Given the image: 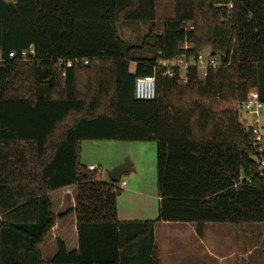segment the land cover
<instances>
[{
	"label": "trees",
	"instance_id": "obj_1",
	"mask_svg": "<svg viewBox=\"0 0 264 264\" xmlns=\"http://www.w3.org/2000/svg\"><path fill=\"white\" fill-rule=\"evenodd\" d=\"M159 1L0 0V264H160L157 222L201 237L208 223L264 222L260 155L238 109L253 90L264 102V0H172L160 29ZM126 22L150 24L140 44L121 35ZM207 48L222 65L206 77L158 68ZM150 74L157 98L137 99ZM104 139L156 141L157 219L121 220L122 181L81 161L85 140ZM66 187L75 204L59 213L52 193ZM71 215L78 246L57 237L46 259L41 245Z\"/></svg>",
	"mask_w": 264,
	"mask_h": 264
},
{
	"label": "rangeland",
	"instance_id": "obj_2",
	"mask_svg": "<svg viewBox=\"0 0 264 264\" xmlns=\"http://www.w3.org/2000/svg\"><path fill=\"white\" fill-rule=\"evenodd\" d=\"M174 13V1H159L157 14L159 29L163 28L166 19L173 17ZM149 29L150 24L147 22H126L120 26L121 35L129 44H140ZM209 49H205L204 52L208 53ZM147 54L148 52L138 53L137 57ZM132 67H135V63ZM242 117L248 115L243 113ZM262 119L264 121V109ZM126 161L135 162L137 171L125 173L123 179H127L132 185L137 184L144 189L147 196L128 195L129 186H123L124 190L118 197L120 208L135 211L140 218L157 219V213L151 214V210L158 209L159 205L156 141L104 139L83 142L82 162L88 166L91 164L99 166L98 170L102 171L104 177L108 176V172L116 164ZM75 196L74 187L69 191L53 192L55 210L61 213L72 207L75 204ZM73 221L70 216L58 220V226H55L41 245L46 259L54 256L57 251V238L53 241L54 236L64 237L63 233L72 226ZM156 224L158 226L156 245L160 249L161 264H264V222H244L238 226L229 223H208L203 238L197 231L192 233L188 227L180 230V225H163L161 222ZM68 235L70 236L69 231ZM69 246L75 248L78 244L72 238L69 240Z\"/></svg>",
	"mask_w": 264,
	"mask_h": 264
},
{
	"label": "built area",
	"instance_id": "obj_3",
	"mask_svg": "<svg viewBox=\"0 0 264 264\" xmlns=\"http://www.w3.org/2000/svg\"><path fill=\"white\" fill-rule=\"evenodd\" d=\"M16 1V0H8ZM30 53H35L34 48L23 51L22 56L27 57ZM11 58L16 56L15 52L9 54ZM158 68L162 65L165 68L164 75L175 77L177 75L176 69L180 71L179 80L187 81L188 71L191 67H196L202 77H206L210 68H217L222 65L218 56L212 54L210 51L205 53L202 51L197 57H188L185 54L172 58L161 59L158 61ZM68 66H72V62H68ZM157 70V67H155ZM135 96L141 100H153L158 96V84L156 74L137 77L135 86ZM239 111L247 114L244 117L246 125L252 127L255 134V144L257 154L259 153L258 162L260 165V174L264 176V125L262 123V110L264 109V102L260 98V93L253 90L249 93L247 98L238 104ZM91 169H100L99 166L90 165ZM127 181L121 182V186H126Z\"/></svg>",
	"mask_w": 264,
	"mask_h": 264
},
{
	"label": "crops",
	"instance_id": "obj_4",
	"mask_svg": "<svg viewBox=\"0 0 264 264\" xmlns=\"http://www.w3.org/2000/svg\"><path fill=\"white\" fill-rule=\"evenodd\" d=\"M262 123L264 125L263 119H262ZM81 161H82V156H81ZM118 164H120V163H118ZM118 164H116V165H118ZM91 165H93V164H91ZM133 167L135 168L134 171H137V165H136L135 162H133ZM103 179H105V180H111V176L109 175V172H108V176H105V177L103 176ZM124 180L127 181L126 186H129V188L127 190L128 195H140V196L146 195L144 189L140 188L137 184L136 185H132V184H130V182L127 179H123V177H122V180L121 181H124ZM126 186H124V187H126ZM71 188L72 187H66V188L59 189V190L69 191ZM158 195H159V192H158ZM159 204H160V196H159ZM147 205H149V204L147 203ZM120 206L121 205L119 204V200H118V213H119V218L121 220H144V218H147V217H141L140 218L139 217L140 215H138L137 212H135V211L134 212H131V211H127L125 209L122 210L120 208ZM144 209L146 210L145 207H144ZM154 213H157V214L159 213V205H158V209L156 208V209H152L151 210V214H154ZM142 214H144V213H142ZM151 216H154V215H151ZM70 217H72V219H74L73 224H72V226L70 228H68L66 230L65 233H63V234H65V236L64 237H61V238L64 239V240H66L68 243H69V240H71L73 238V241L74 242H77V244H78L77 218H76V215H71ZM150 218H153V217H150ZM161 224H163V225H178V226L180 225V227H181L180 230H185V228L188 227V229H190L192 231V233H197L196 232L197 231V225L196 224L193 225V226L191 225V223H183V222H161ZM157 227L158 226L156 224V227H155L156 244H157ZM68 231L70 232V236L68 235ZM54 237L55 238L53 239V241L56 240V238L58 236H54ZM201 238H203V237H201ZM158 250H159V255H160V249H158ZM160 257H161V255H160ZM160 264H161V259H160Z\"/></svg>",
	"mask_w": 264,
	"mask_h": 264
},
{
	"label": "water",
	"instance_id": "obj_5",
	"mask_svg": "<svg viewBox=\"0 0 264 264\" xmlns=\"http://www.w3.org/2000/svg\"><path fill=\"white\" fill-rule=\"evenodd\" d=\"M133 163L131 161L122 162L110 170L111 180L120 182L125 173L133 171Z\"/></svg>",
	"mask_w": 264,
	"mask_h": 264
}]
</instances>
